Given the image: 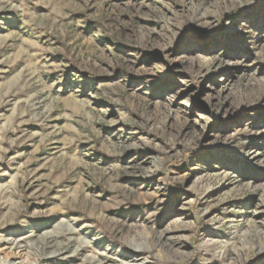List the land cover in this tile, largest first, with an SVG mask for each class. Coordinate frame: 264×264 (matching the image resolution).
Returning a JSON list of instances; mask_svg holds the SVG:
<instances>
[{
    "label": "rangeland",
    "instance_id": "obj_1",
    "mask_svg": "<svg viewBox=\"0 0 264 264\" xmlns=\"http://www.w3.org/2000/svg\"><path fill=\"white\" fill-rule=\"evenodd\" d=\"M0 264H264V0H0Z\"/></svg>",
    "mask_w": 264,
    "mask_h": 264
}]
</instances>
